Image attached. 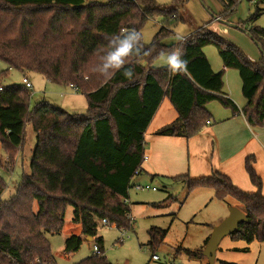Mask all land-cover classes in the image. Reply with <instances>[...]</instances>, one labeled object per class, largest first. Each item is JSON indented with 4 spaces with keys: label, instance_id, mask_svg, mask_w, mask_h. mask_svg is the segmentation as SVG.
<instances>
[{
    "label": "trees",
    "instance_id": "16d2710c",
    "mask_svg": "<svg viewBox=\"0 0 264 264\" xmlns=\"http://www.w3.org/2000/svg\"><path fill=\"white\" fill-rule=\"evenodd\" d=\"M217 2L224 20L240 0ZM261 3L264 0H254V12L246 21V32L261 51L259 61H250L241 50L201 28L184 45L187 73L171 75L167 67L154 68L152 63L160 51L176 46L162 44L177 22L187 20L176 7H161L154 0H0V60L8 69L34 71L50 82L71 86L84 94L88 110L86 116H77L45 102L31 108L29 90L23 85H0V147L6 153L0 167L12 169L27 124L35 134L29 173H23L13 194L0 199V264H56L47 235L62 230L68 206L82 235L97 247L76 264H111L102 238L96 236L97 227L102 219L119 229L130 227L128 191L141 172L144 132L161 101L167 98L177 117L155 132L160 136L197 135L211 118L205 106L213 101L238 112L222 92L223 71L214 72L203 53L206 46L215 47L224 68L238 72L247 124L264 126V28L255 25L264 14ZM157 14L163 17L162 25L152 43L144 44L152 55L126 65L134 67L133 80L123 75V69L108 80L93 71L106 37L140 31ZM246 171L255 192L237 188L218 172L172 179L186 184L188 191L208 187L217 199H233L248 222L239 224L229 237L264 241L261 180L248 163ZM4 188L0 179V193ZM166 231L148 230L151 247L162 242ZM81 244L80 236L71 235L63 251L73 253Z\"/></svg>",
    "mask_w": 264,
    "mask_h": 264
},
{
    "label": "rangeland",
    "instance_id": "374dc122",
    "mask_svg": "<svg viewBox=\"0 0 264 264\" xmlns=\"http://www.w3.org/2000/svg\"><path fill=\"white\" fill-rule=\"evenodd\" d=\"M161 7L177 8L187 20L177 22L171 29V34L164 37L162 44L176 43L177 34L185 37L196 30L205 28L241 50L250 61L256 62L261 58V51L256 43L247 34V20L254 12L255 4L248 0H240L235 10L226 18V23L214 19L220 14V5L217 0H154ZM260 7V5H259ZM162 15H154L141 27L140 32L146 45L152 43L155 34L162 25ZM244 26L233 28L236 23ZM264 24V17L259 18L255 25ZM260 27V26H259ZM209 59L212 69L218 72L211 57L213 56L220 67L221 59L213 46L203 49ZM154 68L166 67L162 60L155 59ZM234 76L236 70L232 69ZM25 73V74H24ZM22 75L31 83L29 90L30 107L36 103L45 102L52 107L60 108L69 114L77 116L87 115V102L84 94L73 91L69 85H61L48 81L41 74L28 71L20 72L13 68L8 69L4 61L0 60V85L8 86L20 84ZM237 78V77H236ZM224 88L229 89L231 95L242 102L240 88L235 85L231 77L223 76ZM236 82H239L236 79ZM236 95V96H235ZM243 100V99H242ZM219 106L216 102H210ZM24 140L10 172L0 167V179L5 188L0 193V199H7L14 193L23 173H29V162L35 145V134L31 125L25 126ZM6 153L0 147L1 165L5 164ZM128 191L130 221L129 228H116L98 224L96 236L103 241L104 255L111 264H210L203 255L202 245L210 236L212 228L220 223L227 215L229 207L237 205L233 199H217L214 190L208 187H196L187 190L186 184L173 180L165 175L140 173L131 180ZM136 186L154 187L156 190L136 189ZM3 188V187H2ZM128 220V221H129ZM158 228L167 230L161 243L151 247L148 230ZM71 235L80 236V248L70 254L63 251L65 240ZM51 253L56 264H76L93 253V244L81 233V226L73 221V208L65 210L64 224L58 234L47 235ZM205 246V245H204ZM196 252V256L190 253ZM157 259H152V256ZM211 264H264V241L255 239L250 243L244 240H233L229 236L223 237L215 252Z\"/></svg>",
    "mask_w": 264,
    "mask_h": 264
},
{
    "label": "crops",
    "instance_id": "0c3cea01",
    "mask_svg": "<svg viewBox=\"0 0 264 264\" xmlns=\"http://www.w3.org/2000/svg\"><path fill=\"white\" fill-rule=\"evenodd\" d=\"M249 2L251 4V1ZM259 5L260 8H264V3ZM220 8V14L214 16V19L220 18L218 21L221 20L226 23V18L235 9L226 13L223 20L221 18L223 9L221 6ZM261 17H264V14L259 18ZM238 24L239 22L236 25H228L237 28ZM259 26L264 28V24ZM211 59L215 67L223 71V76L231 77L235 81V85L238 83L241 91V80L238 72L235 74L237 76H234L233 70L224 68L222 61L218 67L217 60L213 56ZM207 60L212 69L208 58ZM236 79L239 82H236ZM222 92L225 97L233 101L238 112L233 113L231 110L223 108L216 101L214 102L218 103L219 106L208 103L205 110L211 118L207 120L208 123L206 121L205 126L197 135L188 139L182 136L155 134L158 129L170 124L177 117V113L169 100L164 98L144 132L146 161H143L140 173L145 172L150 176L165 175L168 178L187 174L191 178H199L211 176L214 172H218L228 177L237 188L246 192H255L257 188L251 183L246 171V164L248 163L260 178V192L264 195V126H249L247 124L241 112L245 105V99L242 96L243 100L241 99L242 102H239L237 97L231 95L229 89L224 88V82Z\"/></svg>",
    "mask_w": 264,
    "mask_h": 264
},
{
    "label": "clouds",
    "instance_id": "9594fccd",
    "mask_svg": "<svg viewBox=\"0 0 264 264\" xmlns=\"http://www.w3.org/2000/svg\"><path fill=\"white\" fill-rule=\"evenodd\" d=\"M105 39L107 45L98 49L99 62L93 71L108 80L116 71L123 69V75L133 80L135 78L134 67L126 65L141 62L145 57L152 55V49L144 45L142 33L136 29H129ZM186 43L187 38L183 34H177L176 46L157 54L171 75L186 74L188 71V61L184 58Z\"/></svg>",
    "mask_w": 264,
    "mask_h": 264
},
{
    "label": "water",
    "instance_id": "95a60500",
    "mask_svg": "<svg viewBox=\"0 0 264 264\" xmlns=\"http://www.w3.org/2000/svg\"><path fill=\"white\" fill-rule=\"evenodd\" d=\"M247 222V217L241 210L233 206L229 207L228 215L212 228L210 236L205 243L203 255L208 259L210 264L214 261L215 252L220 240L225 236L237 232L239 224Z\"/></svg>",
    "mask_w": 264,
    "mask_h": 264
},
{
    "label": "built area",
    "instance_id": "2783aa9c",
    "mask_svg": "<svg viewBox=\"0 0 264 264\" xmlns=\"http://www.w3.org/2000/svg\"><path fill=\"white\" fill-rule=\"evenodd\" d=\"M250 1H251V3H254V0H250ZM218 19H220V18H216V20H218ZM20 84L23 85L28 90L31 89V83H30V81L28 80V78L25 75H22V77L20 79ZM69 87H71V86H69ZM0 90H1V86H0ZM207 123H208V121H207ZM143 161H146V157L145 156L143 158ZM135 188L136 189H140V190H144V189H149V190H152V191H155L156 190L154 187H149V186H144V187L143 186H136ZM124 201H126V200H124ZM100 223H102L103 225H109V226H111V224L106 219H102ZM95 252H97V247L96 246H93V253H95ZM152 259H157V257L153 255L152 256Z\"/></svg>",
    "mask_w": 264,
    "mask_h": 264
}]
</instances>
